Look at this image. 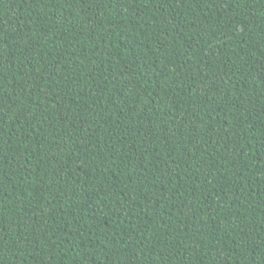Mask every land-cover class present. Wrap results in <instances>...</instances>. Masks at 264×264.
I'll return each instance as SVG.
<instances>
[{
  "label": "trees",
  "instance_id": "1",
  "mask_svg": "<svg viewBox=\"0 0 264 264\" xmlns=\"http://www.w3.org/2000/svg\"><path fill=\"white\" fill-rule=\"evenodd\" d=\"M0 264H264V0H0Z\"/></svg>",
  "mask_w": 264,
  "mask_h": 264
}]
</instances>
